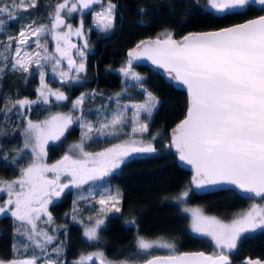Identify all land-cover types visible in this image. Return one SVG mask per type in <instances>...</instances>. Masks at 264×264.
<instances>
[{
    "label": "snow or ice",
    "instance_id": "obj_1",
    "mask_svg": "<svg viewBox=\"0 0 264 264\" xmlns=\"http://www.w3.org/2000/svg\"><path fill=\"white\" fill-rule=\"evenodd\" d=\"M252 4L260 5L261 11H264V0H207L210 12L220 18L243 15ZM93 5L101 6V11L93 17L95 26L101 32L112 30L117 8L113 0H107L106 4L102 0H62L49 13L50 26L45 23L37 24L35 20L25 23L16 36L7 38V45H0L10 53L3 56L0 77L8 69L29 73L32 64L40 67L42 59L54 60L53 71H56L61 59L54 55L42 56L39 51L29 55L25 50L34 37L37 49L47 52V45L42 44L40 39L45 34L51 35L56 42V52L61 54V58L68 57L69 69H74L77 73L84 72L85 64L81 62L77 65L68 53V49L77 48L70 43L69 37L73 34L79 37L84 35L83 21L73 31L72 25L66 23L63 14L71 16L78 11L83 13ZM36 6L37 0H13L11 5H0V17L6 16L9 23L18 21L21 10L27 12L29 8ZM4 24L5 21L0 19V28ZM62 26L67 31H61ZM61 41L65 45L63 48ZM83 47H88L87 41ZM77 53L82 58L85 56L82 49H77ZM142 57L163 68L172 81L187 90V114L172 130L171 142L167 147L174 148L179 161L191 166L194 173L192 185L201 191L211 188L238 190L245 198L258 197L264 200V15L217 31L190 33L180 41L173 39L170 32L162 33L155 40L141 41L128 52L127 66L120 71L139 81L141 78L132 72L131 66L133 60ZM44 75L41 67L40 87L36 91L43 103L47 104L53 96L57 101L66 100L64 92L48 88ZM59 75L64 82L72 79L67 72L61 71ZM148 97L146 104L132 106L136 109L133 134L148 132L147 124H139V114L143 111L151 116L159 104L158 99L151 93H148ZM2 102L5 111L0 115L4 116L37 103L34 100L18 98L13 101L11 97L3 98ZM82 103L83 95L73 102V108ZM123 122L124 114L116 112L111 116L110 122L102 123L96 131L101 135H115L117 126ZM72 123L71 114L60 113L39 123L26 119L22 133L24 145L20 153L24 149H31V163L20 170L19 178L0 180V192L6 191L8 195V199L0 204V214L10 213L16 221H20L24 231L17 228V232L27 238L30 246L41 249L43 255H47V245L53 242L55 236L39 229L37 221L43 214L48 217V223L52 222L47 208L53 203V198H59L69 187L79 188L90 180L109 175L133 156L148 157L156 152L152 143L155 136L147 142L131 140L127 144H118L95 154L84 150L82 138L81 143L72 145L70 149L78 153L75 157L66 153L54 164L42 163L41 157L46 155L44 145L50 140H59ZM81 127L87 128L84 137L92 139L90 133L93 125L82 124ZM48 173L53 174V177L49 178L46 175ZM62 175L70 178L67 183L61 182ZM188 196L189 191L186 190L178 200L183 201ZM120 199L119 193L102 196L99 200L101 212L104 210L103 206L109 203L115 212H120L121 209L117 206ZM73 211H76L75 202ZM183 211L191 215L192 232L209 237L218 252L213 256H206L203 252L151 256L152 249L167 248L174 252L175 245L160 239L150 241L138 235V252L151 257L144 264H231L229 253L237 248L238 242L249 233L264 231V206L256 203L230 223L206 216L198 208H184ZM131 223L135 224V221ZM103 224L104 220L97 218L94 226L85 230V237L89 241L96 240L98 229ZM55 251L59 254L62 249L57 247ZM94 257L100 259L101 264H109L103 253L81 256L74 264H86V261H92ZM0 264H5V261L0 260ZM7 264H39V257L34 255L31 259H14ZM49 264L59 262L50 261ZM122 264H127V261ZM245 264L264 262L248 259Z\"/></svg>",
    "mask_w": 264,
    "mask_h": 264
},
{
    "label": "trees",
    "instance_id": "obj_2",
    "mask_svg": "<svg viewBox=\"0 0 264 264\" xmlns=\"http://www.w3.org/2000/svg\"><path fill=\"white\" fill-rule=\"evenodd\" d=\"M60 0H37L36 8L27 12H19L18 21L8 22L6 16L0 17L5 24L0 28V45H7L9 36H16L21 26L31 23L49 24V13ZM117 5L115 26L109 33H103L90 27V16L83 13L84 27H88L87 38L90 49L85 53V71L81 85L62 86L69 99L78 92H84L81 110L90 106H110L108 97L120 93V99L141 100L143 89L149 91L159 101L157 108L149 116L147 113L139 118L148 125L147 133H139L144 141H152L156 152L151 156H133L119 169L102 178L94 186L91 195H76L77 189H67L61 196L48 205L52 216V228L47 226L55 239L47 245L48 259L59 264H74L83 254L89 255L98 251L103 253L109 264H127L143 260L148 255L138 252L137 236L146 238H161L175 245V250L203 249L215 253L211 241L204 236L195 235L189 229L188 217L181 211V203L198 205L206 213L215 214L223 219H229L243 210L251 199L241 196L235 191L221 189L195 192L190 186V172L178 165L175 154L169 144V134L173 126L183 116L186 98L182 89L174 87L153 67L132 65L140 80L126 84L122 81L126 67L125 51L138 41L153 36H161L170 32L179 38L186 32L216 28L229 23L257 15L261 7L252 4L243 15H227L223 18L212 14L206 5V0H113ZM13 0H0V5H11ZM43 38V36L41 37ZM42 41V40H41ZM31 43H35L32 38ZM14 47V44H13ZM10 55L5 47H0V67L3 66L4 55ZM32 68V69H31ZM29 73L13 72L8 69L0 77V113L5 111L3 98L11 97L14 101L24 96H34L36 71L32 65ZM127 82L129 79H126ZM95 89L91 95H86L90 89ZM121 90L125 92L122 95ZM47 111L43 104H33L29 110H14L7 116L0 115V179L15 175L26 164L29 154L22 149V125L24 118L38 120ZM129 108L124 113V122L118 125L115 135L104 134L92 136L86 147L89 149L103 148L114 141L128 137L131 120ZM79 138L78 126L69 127L59 140L45 146V160L52 162L68 150L69 143ZM19 153V154H18ZM83 187L78 192H82ZM189 191V196L183 201L178 200L179 193ZM119 193L121 199L115 212L112 205L98 229V238L89 241L82 234V227L93 221L100 210L95 207V198L104 193ZM106 193V194H107ZM262 200V199H261ZM264 203V200H262ZM74 202L76 211L74 212ZM109 207V204H106ZM104 207V210L107 208ZM103 210V211H104ZM75 217V218H73ZM91 218V219H90ZM131 221H135L132 224ZM19 221L9 214H0V260H11L20 257L36 255L39 251L30 246ZM55 229V231H53ZM26 245H29L26 247ZM62 251L57 254L55 249ZM14 248L16 249L14 251ZM156 252H173L157 250ZM244 256L264 258V231L257 230L247 234L235 250L229 253L231 260ZM95 258V257H94ZM88 264H100L95 258ZM100 260V259H99Z\"/></svg>",
    "mask_w": 264,
    "mask_h": 264
},
{
    "label": "rangeland",
    "instance_id": "obj_3",
    "mask_svg": "<svg viewBox=\"0 0 264 264\" xmlns=\"http://www.w3.org/2000/svg\"><path fill=\"white\" fill-rule=\"evenodd\" d=\"M58 2H62V0H60ZM102 3L106 4L107 3V0H102ZM55 5H54V8H55ZM206 5H207V0H206ZM256 5H258V4H256ZM207 7H208V5H207ZM54 8H53V10H54ZM87 11H88V14L90 16V19H89L90 27H93L94 29L100 31L95 26V21H94L93 17H94V15L97 12L101 11V6L100 5H93L89 10H86L85 12H87ZM83 13H81V12L78 11L76 13H73L71 16H68L67 13H64L63 14L65 16V18H66V23L72 25L73 31H75V29L80 26L81 21H83ZM83 25H84V21H83ZM49 26H50V21H49ZM61 31H67V29L62 26ZM87 31H88V27H84L83 28V32H84L83 37H79V36H76L74 34L69 37L70 43L71 44H75L77 46V48H75V49H73V48L68 49V53H69V56L76 62L77 65L79 63H81V62L84 63V59H85V56L82 58V57H80L78 55L77 49H82L85 53L90 49V47H89V41H88V38H87ZM103 33H106L107 34L109 32H103ZM40 39L42 40L41 41L42 44H46L47 45V52H45L44 49H37L36 44L30 43L29 45L26 46V49H25L29 53V55L33 54L34 52L39 51L42 56L43 55H49V56H53L54 55V56H56V58L61 59V63L59 64V66H57L56 71H53V65L55 64V61L54 60H43L42 59L41 62H40V67H38L36 64H32L34 66L33 69L36 71V76H35L36 77V84L34 86V90H35V98L37 100V103H35V104H43V105H45L47 107V111H46V114L42 118H40L38 120H33V119L28 118V116H26L24 118V123L22 125V133H23V130H24V124L26 123V119H30L34 123H39V122L45 121L46 119H48L49 117H51L52 115H55L57 113H60V114H71L73 116V123L71 125H69V127H71V126H73V125L76 124L78 126V130H79V138L70 141L68 150L66 152H64L59 158H57L56 160H54L52 162H47L45 160V155H44L43 157H41V162L42 163H45V164H48V165L54 164L56 161L62 159V157L66 153L67 154H71V155H73L75 157L76 155H78V153L75 152V151H70V149L72 148V145L81 143L82 138H83L84 150L86 152H89V153H92V154L105 151L106 149L112 148V147H114L115 145H118V144H121V145L127 144L131 140H143L138 135L140 132H136L135 134H133V132H132L134 113L136 111V109L133 108L132 106L133 105H143V104H146L148 102V99H149V97H148V93H150L149 91H146L144 89L142 90L143 91V97H142L141 100L120 99V96H119L120 93H114V94L110 95L108 97V99H107V101H112L110 103V106L109 107H107V103H105L103 105L90 106V107H88L85 110H81V107H80L81 105H79L78 107H76L74 109L73 108V102L76 101L78 98H80L82 95H83V98H84V96H85L84 92H79L78 94H76L74 96H71L70 99H69L68 95L64 91L65 89H63L62 86H64V84L71 85L72 83L73 84L74 83H77L78 79H81L82 80L83 79V76H82L83 72L77 73L74 69H69V66H68V57L61 58V54L58 53V52H56V42L52 39L51 35L45 34L43 36V38H40ZM85 41H87V45H88L87 48H84L83 47ZM14 47H15V45H14ZM14 47H13V49H14ZM61 47L62 48L65 47V45L63 44V41H61ZM41 67H42V69H43V71L45 73V75H44V81L47 84L48 88L51 89L52 91H61V92H64L65 96L67 97L66 100H64V101H57L55 99V97L53 96V97H50L49 102L47 104H45L38 97V94H37V91L36 90L40 87V70H41ZM61 71L67 72L69 74V77H72V79H68L66 82L62 81L61 80V77L59 75V73ZM132 72H135V71H132ZM126 79H129V81L126 82V84H129L130 82L133 83V81H134L130 77L125 76L124 81ZM90 91L91 90H88L86 92V95H91L92 93L95 92V91H93L91 93ZM121 93H122V95H125V92L123 90H121ZM127 108H129V110H130L129 111L130 112V116L132 117L131 120H130V123H129V128H128L129 129V132L131 134L128 137H125V138H121L119 140H116V141H114L113 144H109V145H107V146H105L103 148L89 149V148L86 147V143H87V140L88 139L86 137H84V133L87 132V128L86 127H83L82 128L81 127L82 124H84V125H86V124L93 125V131H92V133H90L91 136H93V137L96 136V135L97 136H101V134L96 131L97 129L100 128L101 124L102 123H106V122H110L111 116L114 113H116V112H122L124 114L125 111L127 110ZM143 113H145V112L141 111L139 115H141ZM139 124L142 125V124H145V122L139 118ZM54 141H56V140H50V141H48V143H52ZM23 145H24V136L22 135V149H23ZM45 146H46V144L44 145V152H45ZM26 150H27V152L29 154V159L26 162V164L23 165L18 170V172L15 175H13V176H11L9 178H4V179H0V180L10 181V180H14V179L19 178V176H20V170L22 168H24V167H27L31 163V160H32V151H31V149H26ZM116 170H114V171H116ZM46 175H48L49 178H52L53 177V174H51V173H48ZM102 178L103 177H101V178H99L97 180H90V181H88L87 184L81 185L79 188L83 187L82 192H78L79 191V188H75V187H69L67 189H73V188L77 189V192H76V195L77 196H79L80 193H82L83 195H91L92 192L94 191V186L98 185V183L102 180ZM68 179H70V178L66 177L65 175H62L61 176V182L62 183H67L68 182ZM67 189H65V191ZM106 193H104V195H102V196H107L109 194V193H107V194ZM181 193H179L178 196H180ZM102 196H98V197L95 198V204H96L95 207L98 208V210H100L101 207H102L99 204V200H100V198ZM7 199H8L7 192L6 191L0 192V204H3V202L5 200H7ZM57 199L58 198H53V201H55ZM253 203L259 204L260 206H264V203H263V201L260 198H253V199H251V201L249 202V204L243 210H241L240 212H238L236 215H234L233 217H231L229 219H223V218H221V217H219V216H217L215 214L206 213L198 205H187V204H184V203L182 204L181 203L180 209H181V211H183L184 208H198V209H201L202 212H203V214L206 215V216H213V217H216L217 219H219V220H221V221H223L225 223H230L231 220L234 219V218H236L239 214L248 211L251 208V205ZM111 205H112L111 203H109V207H107V205H104L103 206V209H104V207H107V208L103 212L99 211L98 214L94 217V219H93V221L91 223L86 224V225H84L82 227V234H83L84 237H85V235H84L85 230L87 228H89V227L94 226L95 221H96L97 218L103 219L104 216H105V214L108 211H110ZM184 213H186V215L188 217L189 229L192 232V230H191V215L189 213H187V212H184ZM9 215H10V213H9ZM20 224H21V222H20ZM52 224H53L52 222L51 223H48V217L47 216H44L43 214H42V218L39 221H37L38 228L39 229H42L44 231H47L49 235H53V233L48 229L47 226H51V228H52ZM27 227L30 228V226H27ZM22 230L24 231V227H22ZM193 234L199 235L197 233H193ZM144 238L147 239V240H150V241H154V240H157L158 239L156 237L155 238H146V237H144ZM207 238L211 241V239L209 237H207ZM159 239L162 240L161 238H159ZM164 241H166V240H164ZM211 243H212V245L214 247V251L215 252H218V249H216L215 244L212 241H211ZM36 249L39 251L35 255V256L39 257V264H49V262L51 260L48 259V257H46V255H43L41 253V249H39V248H36ZM157 250H161V248L152 249L151 252H154V251H157ZM162 250L170 251L167 248H162ZM94 253H99V252L98 251H95ZM166 253H169V252H166ZM89 254H93V253L91 252ZM83 256L87 257L88 255H86V254L84 255L83 254ZM32 257H30V256L20 257V258H15V260L31 259ZM11 260H14V259H11ZM4 261H5V264H7V262L10 261V260H4ZM86 264H88V261H86Z\"/></svg>",
    "mask_w": 264,
    "mask_h": 264
},
{
    "label": "water",
    "instance_id": "obj_4",
    "mask_svg": "<svg viewBox=\"0 0 264 264\" xmlns=\"http://www.w3.org/2000/svg\"><path fill=\"white\" fill-rule=\"evenodd\" d=\"M260 15H264V11L257 14V15H254V16H250V17H246L242 20H239V21H236V22H233V23H229V24H226V25H223V26H219V27H216V28H208V29H201V30H195V31H189V32H186L184 33L183 35H181L179 38H175L173 37V39L177 40V41H180L184 36L190 34V33H201V32H208V31H217L221 28H224V27H229V26H233L235 24H240V23H245L247 20H250V19H256L258 18ZM66 19V18H65ZM158 36H153L152 38H145L143 40H140L138 41L135 45L129 47L126 49L125 51V58H126V63L128 61V52L130 50H132L133 48H135V46L137 44H139L141 41H150V40H155ZM143 64H146V65H149L151 67H153L154 69H157V71L164 77V79L166 81H169L174 87L176 88H179V89H182L184 91V94H185V98H186V107H185V110H184V114L183 116L178 120V122L173 126V129L176 127V125L185 118L186 114H187V107H188V94H187V90L184 86L182 85H177L174 81L171 80V78L169 77L168 73L165 72V70L163 68H160L158 67L157 65H154L150 60H148L146 57H142L138 60H133L132 62V65H143ZM172 129V130H173ZM172 130L170 131V134H169V144L171 142V134H172ZM171 150L174 152L175 154V158H176V161L178 163V165L182 168H185L187 170H189L190 172V182H189V186L190 188L195 191V192H204V191H201V190H198L195 188L194 185H192L191 183V179H192V176H193V171L191 169V166L190 165H187L181 161H179L178 159V155L176 154V151L174 148H171ZM226 187H229V186H226ZM215 189H220V188H211V189H208V190H215ZM206 190V191H208ZM235 192H237L238 194L239 191L236 190ZM241 196H244L242 194H240ZM245 197V196H244ZM258 198V197H257ZM199 252H203L206 256H213L215 255L217 252L215 253H211L209 251H205L203 249H191V250H180V251H176V252H169V253H166V252H156V253H152L151 256H169V255H172V254H176V255H179V254H183V253H199ZM148 258H151L149 255L147 257H145L143 260L141 261H138V262H135V263H131V264H144V261ZM230 258V257H229ZM95 259V258H94ZM248 259H251V260H260L262 262H264V258H259V257H256V256H244L242 257L241 259H237V260H231L230 258V261H231V264H245V261L248 260ZM97 260L100 264H101V260L99 259H95Z\"/></svg>",
    "mask_w": 264,
    "mask_h": 264
},
{
    "label": "flooded vegetation",
    "instance_id": "obj_5",
    "mask_svg": "<svg viewBox=\"0 0 264 264\" xmlns=\"http://www.w3.org/2000/svg\"><path fill=\"white\" fill-rule=\"evenodd\" d=\"M122 77V81H124V79H125V77L124 76H121ZM125 82H127V80H125ZM81 83H82V80L81 79H78V81H77V83H72L71 85H81ZM71 85H69V84H64V86H71ZM89 90H91L90 92L92 93L93 91H95V89H93V88H90ZM34 91V96H24V97H21V98H19V99H28V100H34V101H37L36 100V98H35V90H33ZM65 91V90H64ZM65 93H66V91H65ZM79 93V92H78ZM78 93H76V94H78ZM67 94V93H66ZM76 94H74V95H76ZM73 95V96H74ZM32 106V105H31ZM30 106V107H31ZM30 108H26L25 110H29Z\"/></svg>",
    "mask_w": 264,
    "mask_h": 264
}]
</instances>
